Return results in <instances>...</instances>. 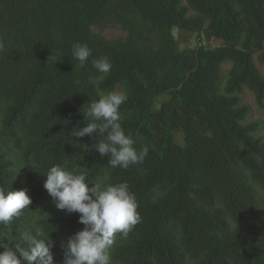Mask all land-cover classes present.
Masks as SVG:
<instances>
[{"label": "trees", "instance_id": "16d2710c", "mask_svg": "<svg viewBox=\"0 0 264 264\" xmlns=\"http://www.w3.org/2000/svg\"><path fill=\"white\" fill-rule=\"evenodd\" d=\"M0 40V188L33 201L0 232L50 234L62 264L61 243L84 225L43 186L60 165L135 194L141 221L117 236L113 264H264V133L244 101L264 111V0H0ZM75 42L92 50L83 68ZM105 56L101 78L92 60ZM110 91L127 95L122 126L149 148L128 169L71 135Z\"/></svg>", "mask_w": 264, "mask_h": 264}, {"label": "clouds", "instance_id": "9594fccd", "mask_svg": "<svg viewBox=\"0 0 264 264\" xmlns=\"http://www.w3.org/2000/svg\"><path fill=\"white\" fill-rule=\"evenodd\" d=\"M4 43L0 40V51ZM72 58L83 68L92 56V50L86 43L75 42L71 48ZM53 56V53L50 57ZM49 57V58H50ZM96 71L106 76L111 72L112 64L105 56L93 59ZM128 97L123 91H110L100 94L96 101H90L85 115L87 124L73 130L72 136H89L98 141L91 147L101 157H109L112 168L128 169L145 160L149 148L136 147V139L122 126L121 106ZM44 188L53 198L58 210L68 214L78 213L82 230L61 243L63 249L62 264H113L110 250L116 244L117 236L126 239L141 221L139 205L135 194L127 182L89 183L84 173L68 170L60 165L51 166L46 174ZM33 203L28 189L5 191L0 188V227L7 228L14 218L19 217ZM18 242L17 251L8 249L2 243L0 264H54L52 249L55 246L50 234L38 229L17 231L11 237Z\"/></svg>", "mask_w": 264, "mask_h": 264}, {"label": "rangeland", "instance_id": "374dc122", "mask_svg": "<svg viewBox=\"0 0 264 264\" xmlns=\"http://www.w3.org/2000/svg\"><path fill=\"white\" fill-rule=\"evenodd\" d=\"M99 32V31H97ZM103 35L107 37L108 39H117L120 37H123L124 33L122 32L121 29L118 28H108L105 29L103 32ZM175 36L179 38V33L178 31L174 32ZM184 36L181 38L182 41H184L182 48L185 46H189L191 48H194L197 46L196 42V37L195 36H188L185 39H183ZM211 47H218L220 46V42H211L209 44ZM262 71L264 73V68H262ZM244 101L251 107L252 109V115H251V120L259 121L261 123V132L264 133V111L260 110L254 100V96L247 92Z\"/></svg>", "mask_w": 264, "mask_h": 264}]
</instances>
